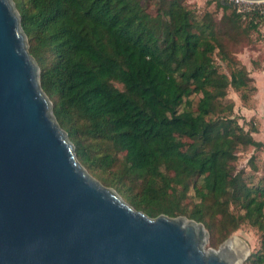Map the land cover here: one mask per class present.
Listing matches in <instances>:
<instances>
[{"label": "trees", "instance_id": "1", "mask_svg": "<svg viewBox=\"0 0 264 264\" xmlns=\"http://www.w3.org/2000/svg\"><path fill=\"white\" fill-rule=\"evenodd\" d=\"M14 1L42 87L88 171L149 216L184 215L209 231L219 227L224 240L250 221L262 233L252 262L264 264V183L232 163L240 147L264 142L226 100L230 88L247 90L254 79L221 42L213 13L199 19L183 0H159L153 24L146 0ZM218 5L231 10L223 18L238 41L264 22L259 12ZM121 152L123 171L111 174ZM191 189L197 202L188 209Z\"/></svg>", "mask_w": 264, "mask_h": 264}, {"label": "water", "instance_id": "2", "mask_svg": "<svg viewBox=\"0 0 264 264\" xmlns=\"http://www.w3.org/2000/svg\"><path fill=\"white\" fill-rule=\"evenodd\" d=\"M208 236L202 222L136 209L80 162L17 5L0 0V264H243L250 255L234 236L205 251Z\"/></svg>", "mask_w": 264, "mask_h": 264}, {"label": "rangeland", "instance_id": "3", "mask_svg": "<svg viewBox=\"0 0 264 264\" xmlns=\"http://www.w3.org/2000/svg\"><path fill=\"white\" fill-rule=\"evenodd\" d=\"M219 0H183V3L194 12L195 16L199 19L204 18L206 13H213L218 27L221 29V42L225 45L228 51L234 52L235 56L248 68L250 75L254 81L247 90L236 91L233 88L228 90L226 97L227 101L234 103V115L237 117L239 123L245 127L246 130L253 129L254 137L258 141H264V22L261 23L257 29L249 32L248 38L243 41H238V36L235 31L231 29V24L225 23L224 14H230L231 10H224L218 5ZM223 1V0H222ZM225 2L232 3L239 11L237 4L233 0H225ZM149 6V12L152 16V23L154 24V17L157 15V8L159 0H146ZM248 13V12H241ZM264 15V14H262ZM249 24L248 19L241 21L242 27H247ZM216 61L220 71L228 72L230 67L216 57ZM118 88H123V85L117 81L112 82ZM252 85H255L256 90L252 91ZM248 93L249 99L247 101L242 99V94ZM200 95L192 96L194 102L199 99ZM255 156V164L257 169H253L249 165V160ZM125 153L121 152L117 155V160L109 172L112 174L120 173L123 171V161ZM235 170L238 172L244 170L245 173L251 176L252 183L257 185L263 180L264 183V149L256 150L255 147H240L238 150V157L233 162ZM106 175H109L107 172ZM127 183L134 184L133 180L129 177L126 179ZM197 202L194 196V190H190L189 197L185 203L188 209L193 207ZM230 210L238 214L240 209L238 206L231 204ZM184 216V215H180ZM220 216H217L219 218ZM207 241L204 243L205 251H210L211 248L218 249L219 246L229 237L234 236L241 239L249 246L250 255L243 262V264H253L252 254L256 253L261 247L262 233L250 221H244L240 224L239 228L232 232L228 238L224 240L223 234L220 233L219 227L213 231H209ZM224 240V241H223Z\"/></svg>", "mask_w": 264, "mask_h": 264}, {"label": "built area", "instance_id": "4", "mask_svg": "<svg viewBox=\"0 0 264 264\" xmlns=\"http://www.w3.org/2000/svg\"><path fill=\"white\" fill-rule=\"evenodd\" d=\"M233 2L238 5L240 12H259L264 14V0H233Z\"/></svg>", "mask_w": 264, "mask_h": 264}, {"label": "crops", "instance_id": "5", "mask_svg": "<svg viewBox=\"0 0 264 264\" xmlns=\"http://www.w3.org/2000/svg\"><path fill=\"white\" fill-rule=\"evenodd\" d=\"M264 142V141H263Z\"/></svg>", "mask_w": 264, "mask_h": 264}]
</instances>
